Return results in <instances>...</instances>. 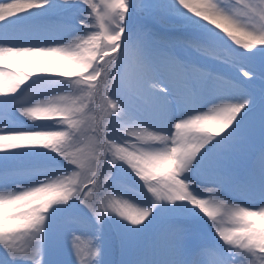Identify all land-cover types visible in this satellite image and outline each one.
Returning <instances> with one entry per match:
<instances>
[{
  "label": "snow or ice",
  "instance_id": "1",
  "mask_svg": "<svg viewBox=\"0 0 264 264\" xmlns=\"http://www.w3.org/2000/svg\"><path fill=\"white\" fill-rule=\"evenodd\" d=\"M54 240L264 264V0H0V259Z\"/></svg>",
  "mask_w": 264,
  "mask_h": 264
},
{
  "label": "bare ground",
  "instance_id": "2",
  "mask_svg": "<svg viewBox=\"0 0 264 264\" xmlns=\"http://www.w3.org/2000/svg\"><path fill=\"white\" fill-rule=\"evenodd\" d=\"M57 67L54 68L55 73H59L58 71H74L72 69L71 65L67 64V62L64 61H56ZM24 66L22 64H14L13 69L16 68H23ZM21 180H30V177H22Z\"/></svg>",
  "mask_w": 264,
  "mask_h": 264
},
{
  "label": "rangeland",
  "instance_id": "3",
  "mask_svg": "<svg viewBox=\"0 0 264 264\" xmlns=\"http://www.w3.org/2000/svg\"><path fill=\"white\" fill-rule=\"evenodd\" d=\"M222 31V30H221ZM224 35H226V33H224ZM241 39H244V37H240ZM234 43V42H233ZM258 47H259V45H257ZM237 47H240L239 45L237 46ZM58 72H61V71H58ZM45 159H47V158H45ZM41 177H39V176H36V177H30V180H21L23 183H26V184H28V183H32V182H34V181H38L39 179H40ZM61 259L63 260V262L65 263V264H67V261H68V255H67V252L66 251H63V253H62V257H61ZM3 260L2 259H0V263L2 262Z\"/></svg>",
  "mask_w": 264,
  "mask_h": 264
}]
</instances>
